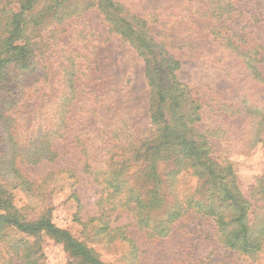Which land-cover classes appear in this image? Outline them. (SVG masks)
<instances>
[{
    "label": "rangeland",
    "instance_id": "rangeland-1",
    "mask_svg": "<svg viewBox=\"0 0 264 264\" xmlns=\"http://www.w3.org/2000/svg\"><path fill=\"white\" fill-rule=\"evenodd\" d=\"M24 1L0 0V31L6 6ZM111 1L122 15L141 19L147 35L179 62L178 80L201 105L195 128L208 135L213 157L234 164L237 184L248 189L264 175V133L261 142L246 144L240 133L246 121L231 117L223 104L242 92L264 103V88L248 83L242 58L226 41L256 50L264 77V0ZM99 2L35 0L24 14L31 54L4 60L0 68V185L12 206L27 220L48 214L108 264H264V250L251 260L222 247L212 223L192 213L167 236L150 237L131 213L113 212L109 227L123 226L133 239V261L124 241L92 236L100 224V171L123 144L113 130L127 125L138 136L149 126L142 57L112 29ZM225 2L231 11L213 14ZM183 177L179 191L193 189L196 178ZM2 234L8 240L22 237L14 230ZM40 241L46 264L72 261L50 237L41 234ZM12 264L23 263L13 258Z\"/></svg>",
    "mask_w": 264,
    "mask_h": 264
},
{
    "label": "trees",
    "instance_id": "trees-1",
    "mask_svg": "<svg viewBox=\"0 0 264 264\" xmlns=\"http://www.w3.org/2000/svg\"><path fill=\"white\" fill-rule=\"evenodd\" d=\"M34 1L6 6L7 19L0 31V68L4 60L26 59L31 54L24 14ZM99 5L112 29L142 57L149 87V126L138 136L127 125L118 124L113 130L112 136L121 137L123 144L118 146L120 152L112 154L116 159L100 171L103 188L96 218L100 224L92 236L104 234L110 240L124 241L133 261L138 252L133 239L125 234L123 226L109 227L113 212L131 213L135 225L150 237L167 236L174 223L192 213L212 223L222 247L257 259L264 250V175L248 189L240 188L234 164L213 157L208 135L195 128L201 105L190 87L178 80L179 62L147 35L141 19L122 15L111 0H100ZM217 9L213 14L228 13L232 6L225 2ZM230 41L228 38L226 44L242 58L248 83L264 88V77L256 66L257 51L241 50ZM5 53L10 54L3 56ZM223 107L231 117L246 121L240 130L246 144L262 141L264 103H253L242 92ZM159 162L164 163L161 171ZM185 174L196 178V185L180 192L178 184ZM4 229L22 237L8 240L2 234ZM41 234L62 245L72 259L69 264H108L85 241L55 226L48 214L25 219L0 185V264H12L13 258L23 264H46L41 258Z\"/></svg>",
    "mask_w": 264,
    "mask_h": 264
}]
</instances>
